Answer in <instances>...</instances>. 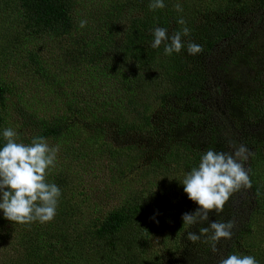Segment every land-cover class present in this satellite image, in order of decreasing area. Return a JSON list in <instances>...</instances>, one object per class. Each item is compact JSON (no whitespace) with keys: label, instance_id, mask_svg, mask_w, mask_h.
Instances as JSON below:
<instances>
[{"label":"rangeland","instance_id":"1","mask_svg":"<svg viewBox=\"0 0 264 264\" xmlns=\"http://www.w3.org/2000/svg\"><path fill=\"white\" fill-rule=\"evenodd\" d=\"M229 1L188 0L190 10L185 8L184 16L188 18L199 11L202 14L209 13L217 18H225L227 24V15L230 12L222 9L227 8ZM232 2L239 4L236 0L230 3ZM85 3L88 8L93 5L88 1ZM208 8L211 11L207 10ZM18 10L21 11L18 0H0V75L11 90V94H8L10 99L0 107V142H6L3 138L5 128L14 129L18 133L17 141L20 142L21 139L25 140L28 134L25 124L36 122L43 117L51 120L56 115H65L72 106L77 105L74 109L76 115L82 111L97 114L95 109L89 111L84 101L91 100L92 96L102 98L105 95L102 90L96 88V84V89L90 88V84L83 81L77 69V63L83 61V57L76 55L80 44L66 38L34 37L33 25L28 22L27 16ZM259 12L260 10L242 31L238 41L221 51L219 49L222 46H219L218 49L202 56L195 55L196 60L200 58L196 63L204 66L205 74L199 79V85L197 83L194 91L189 96H183L182 93V97L188 103L195 104L194 112L197 118L194 122L198 124L196 129L217 138L212 139L213 145L205 148L221 151L223 145L224 152H231L232 143L245 145L250 155L244 163V168L252 180L251 184L261 185L258 181L264 175V11L258 16ZM201 18L203 17L197 18V24L201 23ZM27 52H40L51 59L54 64L52 68L60 71L59 85L56 86L55 83L57 78H48L45 86L43 80L38 77L35 81L31 72L25 71L22 59ZM187 56L191 57L189 54ZM106 62L102 61L101 66ZM167 62H172V59L169 58ZM235 70L241 79L246 78L247 81L238 86L226 85L228 72ZM62 78L64 81H61ZM173 90L175 83L169 80L164 81L157 89L160 94L165 95ZM141 100L148 105L150 113H154L159 105L158 101L146 98ZM104 109L102 106L101 110ZM123 113L124 120L127 113ZM154 124L159 126V119ZM213 124L222 125L213 129ZM91 126L95 131L84 127L83 133H79V138L74 141H47L50 146H58L59 149L55 166L49 169L50 181H47L55 183L57 174L63 173V184L67 185V188L60 189L61 196L53 220L46 223L34 221L18 224L4 218L3 210H0V264H51L43 253L50 252L47 247L49 240L58 242L66 252H69L71 247L72 252L76 254L74 264L98 263L100 255L95 246L88 245L89 239L85 238L86 222L90 217L97 215V208L116 207L121 202V197H133L143 207L149 205L151 214L148 216L144 212L143 219L147 221L149 218V222L154 224L151 229L155 232L158 225H162L163 219L168 217H164L167 203L172 206L178 221H183L184 213H194L199 207L180 189L184 188L181 182L188 173L182 165V159H188V155L184 154L193 152L192 146L188 149L174 144L171 150L180 157V164L178 163L174 170L154 174L145 172V167L140 164L138 155L143 142L139 139L140 133L134 132L154 130L149 131L144 126L133 129L121 127L114 115L108 111L104 112L101 121H97L101 135L97 133V127ZM158 128L162 135L170 129L167 126ZM159 144L160 141L156 143ZM162 148L168 152L166 145ZM110 182L114 184L113 188ZM174 185L179 188H174ZM169 188L182 194L179 196L180 200L169 198L170 200L166 201L162 198ZM76 191L83 193L76 196ZM263 198L262 187H242L230 196L222 212L217 214L213 211L209 214V222H234L231 240L221 239L217 244L216 253L203 236L195 243L185 238L189 231L199 235V229L208 227L209 222L186 225L185 229L188 231L179 236L180 261L177 264H219L222 257L231 254L251 255L258 264H264ZM166 221L171 227L172 218L168 217ZM177 226L178 223H175L173 228ZM130 235L146 264L168 262L169 257L165 253H161L157 259L153 258V251L157 247V243L151 239L153 232L151 238L149 234L133 231ZM157 238L159 235L155 236V239ZM171 239V234L166 233L164 237L162 233L166 247L174 244ZM57 263L60 264L59 261Z\"/></svg>","mask_w":264,"mask_h":264},{"label":"trees","instance_id":"2","mask_svg":"<svg viewBox=\"0 0 264 264\" xmlns=\"http://www.w3.org/2000/svg\"><path fill=\"white\" fill-rule=\"evenodd\" d=\"M85 1L93 3L91 8L86 6ZM231 1L234 0H230L227 8L222 9L230 12L226 24L225 18H217L209 13L202 14L199 11L185 18V8L190 10L188 0H164L165 7L154 11L149 9L152 0H18L21 8L18 12L24 13L28 22L33 25L34 37L66 38L80 44L76 55L83 57V61L77 63V69L83 81L90 84V88L100 89L105 94L102 98L92 96L91 100L84 101L85 107L87 106L89 111L95 109L97 114L92 112L87 114L82 111L76 115L74 109L77 105L72 106L71 112L65 115H56L51 120L43 117L36 122L25 124L28 134L26 139H21L20 142L28 144L33 137L43 136L46 141L67 143L78 139L84 127L95 131L91 125L97 127V133L101 135L97 121H101L104 112L108 111L114 115L121 127L133 129L144 126L149 131L154 130V132L134 131L140 133L139 139L143 142L138 156L140 164L145 167V172L157 174L176 169L178 163L180 164V157L171 150L174 144L188 149L192 146L194 151L184 154L188 155V159H182L183 167L190 172L193 167L198 166L207 150H216L205 147L210 146L212 139L217 138L201 129H196L198 124L194 122L197 118L194 112L195 104L188 103L182 97V93L183 96H189L197 83L199 85L201 76L205 74L204 66L196 63L200 58L196 60L195 55L187 56V43L194 42L201 45L203 48L201 56L218 49L219 46H222L219 51L224 50L241 38L242 31L254 20L258 10H260L258 16L264 11V0H236L238 5L230 3ZM177 3L181 5L182 11L176 10ZM199 17L203 18L201 23L197 24ZM180 18L185 20V25L178 23ZM84 19L87 23L81 28L80 22ZM185 26L190 29V34L182 36L185 47L180 53L165 55L163 42L159 48L151 47L155 28L167 29L170 37L175 32H182ZM169 58L172 59L170 63L167 62ZM102 61H107L103 67ZM22 62L25 71L31 72L35 81L39 77L47 86L45 81L48 78H57L55 83L56 86L59 85L60 71L52 68L54 64L47 55L27 52ZM236 71L228 72L226 85L238 86L247 81L246 78L241 79ZM166 80L175 83V90L167 95L160 94L157 89ZM61 81H64L63 78ZM8 94H11L9 85L0 75V107L10 99ZM141 98L159 102L154 113L149 112L148 105ZM102 106L104 110H101ZM124 111L127 117L123 120ZM157 119L160 121L159 126L154 124ZM213 125H211L213 129H218L217 126L220 127L222 124ZM163 126L170 129L162 135L158 132L160 131L158 127ZM158 141L160 144L156 145ZM5 143L0 142V147ZM163 145L167 146V153L162 148ZM221 151L224 152L223 145ZM49 174L50 170L47 175L50 181ZM115 175L119 176L117 172ZM54 182L59 184L60 189L67 188V185L63 184L65 183L63 173H58ZM258 182L261 185H251L262 187L264 195V175ZM110 185L113 188L114 184L110 182ZM177 187L179 188L178 185H174V188ZM180 189L184 191V188ZM75 193L79 196L83 192ZM178 193L173 188H169L162 198L166 201H169V198L180 200L179 196L182 194ZM262 205L264 207V198ZM149 210L148 204L143 207L133 197H121V202L116 207L95 210L97 215L90 217L86 222L85 238L89 239L88 245L95 246L96 252L100 255L96 264H146L130 235L132 231L149 234L150 238L152 232L154 233L151 239L157 243V247L153 251V258L157 259L161 253H165L169 257L166 264H177L180 261L178 260L179 236L188 231L185 229L187 226L183 225V221H178L172 206L167 203V214L165 213L164 217L172 218V226L169 227L167 224L168 217L164 218L162 225L159 224L155 232L151 229L154 224L149 222V218L147 221L143 219L145 214L150 216ZM175 223L179 226L173 228ZM162 233L164 237L166 233L171 234V241L174 244L166 247L163 244L165 241L162 240ZM156 235H159V238L155 239ZM47 247L50 252L43 253L51 264L57 261L60 264H74L73 259L76 254L72 252L71 247L69 252H66L53 240L48 241ZM148 260L152 262L151 259Z\"/></svg>","mask_w":264,"mask_h":264},{"label":"clouds","instance_id":"3","mask_svg":"<svg viewBox=\"0 0 264 264\" xmlns=\"http://www.w3.org/2000/svg\"><path fill=\"white\" fill-rule=\"evenodd\" d=\"M164 7V0H152L149 4V9L153 11ZM175 8L182 11L179 3ZM86 23L82 20L80 27H85ZM178 23L185 25L186 22L180 18ZM189 34L190 29L185 26L182 32H175L169 37L167 29L157 27L153 31L151 47L159 48L163 42L165 55L180 53L185 47L182 36ZM187 52L197 55L203 52V48L188 42ZM17 137L18 133L14 129L3 130L6 143L0 147V210H3L4 218L18 224L50 222L56 215L61 196L60 188L47 181L48 170L55 166L58 146H50L43 136L33 137L28 144L18 142ZM231 147V152L207 150L198 166L185 175L181 182L184 192L199 207L194 213L182 215L183 225L209 222V214L213 211L217 214L222 212L234 192L242 187H251L250 177L244 168L250 151L243 144L232 143ZM233 227V221H210L208 227L199 229V235L189 231L185 238L195 243L203 236L216 253L221 239L231 240ZM219 264H258V261L251 255L231 254L222 257Z\"/></svg>","mask_w":264,"mask_h":264}]
</instances>
